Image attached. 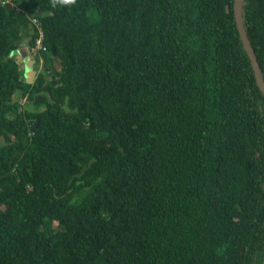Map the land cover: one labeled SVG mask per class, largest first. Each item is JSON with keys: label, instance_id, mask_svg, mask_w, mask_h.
I'll return each instance as SVG.
<instances>
[{"label": "trees", "instance_id": "1", "mask_svg": "<svg viewBox=\"0 0 264 264\" xmlns=\"http://www.w3.org/2000/svg\"><path fill=\"white\" fill-rule=\"evenodd\" d=\"M241 1L264 81V0ZM232 7L0 0V264L262 263L264 96Z\"/></svg>", "mask_w": 264, "mask_h": 264}, {"label": "water", "instance_id": "2", "mask_svg": "<svg viewBox=\"0 0 264 264\" xmlns=\"http://www.w3.org/2000/svg\"><path fill=\"white\" fill-rule=\"evenodd\" d=\"M241 6H242V1L241 0H233V17H234V22H235V28L238 32L240 41H241V45L243 50L245 51L248 60L250 62L251 68H252V72L254 75V79L256 82V85L258 87V89L260 90V92L262 93V95L264 96V81L262 78V74L260 72L259 66L257 64L256 58L254 56V53L249 45V42L247 40L243 25H242V19H241ZM11 55H17L19 58L22 59L24 66H25V72H24V78H25V82L31 84L33 82V80L35 79V71L33 70V64L34 62L29 59V55L27 52V49L23 48H19L15 51H12ZM261 264H264V258Z\"/></svg>", "mask_w": 264, "mask_h": 264}, {"label": "rangeland", "instance_id": "3", "mask_svg": "<svg viewBox=\"0 0 264 264\" xmlns=\"http://www.w3.org/2000/svg\"><path fill=\"white\" fill-rule=\"evenodd\" d=\"M13 56H14V55H13ZM14 57H16V56H14ZM16 61H17V65H18V67H19V70L22 71V61H21V59H20L18 56L16 57ZM32 68H33V67H32ZM33 69H34V68H33ZM16 93H17V92H15V94L13 95V98H14V100H17V101L20 103V108H21L22 110H24V109H26V110L31 109L32 106L30 105V103L27 104L26 101L21 100L20 97L16 95Z\"/></svg>", "mask_w": 264, "mask_h": 264}, {"label": "clouds", "instance_id": "4", "mask_svg": "<svg viewBox=\"0 0 264 264\" xmlns=\"http://www.w3.org/2000/svg\"><path fill=\"white\" fill-rule=\"evenodd\" d=\"M61 2L62 3H65V4H68V3H74L75 2V0H61ZM42 39H43V37H42ZM42 41V40H41ZM19 49V48H18ZM35 49H37V51L38 50H41V51H44V47L41 45V48H37L36 47V45H35ZM30 53V52H29ZM31 60L34 62V60H33V56H34V52L32 51L31 52ZM15 56H17V55H15ZM39 60H41V59H39ZM33 68H34V64H33ZM34 70V69H33ZM35 71V70H34ZM38 71H39V68H38ZM36 73H37V71H35V76H36ZM35 78V77H34Z\"/></svg>", "mask_w": 264, "mask_h": 264}, {"label": "crops", "instance_id": "5", "mask_svg": "<svg viewBox=\"0 0 264 264\" xmlns=\"http://www.w3.org/2000/svg\"><path fill=\"white\" fill-rule=\"evenodd\" d=\"M26 39H24L23 41H21V45L19 46V48H21V49H23V48H25V49H27V52H28V55H29V59H31V53H29V50H28V48L26 47ZM21 59V58H20ZM21 61H22V59H21ZM24 72H25V66H24V63H23V61H22V74L24 75ZM24 77V76H23ZM24 81H25V78H24Z\"/></svg>", "mask_w": 264, "mask_h": 264}, {"label": "built area", "instance_id": "6", "mask_svg": "<svg viewBox=\"0 0 264 264\" xmlns=\"http://www.w3.org/2000/svg\"><path fill=\"white\" fill-rule=\"evenodd\" d=\"M32 22L35 23V19H32ZM38 37L35 40V45L37 48H41L42 32H38Z\"/></svg>", "mask_w": 264, "mask_h": 264}, {"label": "bare ground", "instance_id": "7", "mask_svg": "<svg viewBox=\"0 0 264 264\" xmlns=\"http://www.w3.org/2000/svg\"><path fill=\"white\" fill-rule=\"evenodd\" d=\"M32 19H34V18H31V21H32Z\"/></svg>", "mask_w": 264, "mask_h": 264}]
</instances>
